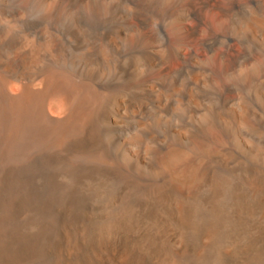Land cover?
Wrapping results in <instances>:
<instances>
[{
	"label": "bare ground",
	"instance_id": "obj_1",
	"mask_svg": "<svg viewBox=\"0 0 264 264\" xmlns=\"http://www.w3.org/2000/svg\"><path fill=\"white\" fill-rule=\"evenodd\" d=\"M0 264H264V0H0Z\"/></svg>",
	"mask_w": 264,
	"mask_h": 264
}]
</instances>
